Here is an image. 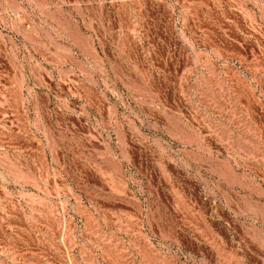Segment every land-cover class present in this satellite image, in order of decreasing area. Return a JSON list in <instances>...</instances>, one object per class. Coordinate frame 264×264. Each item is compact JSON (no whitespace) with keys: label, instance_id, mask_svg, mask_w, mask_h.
Instances as JSON below:
<instances>
[{"label":"rangeland","instance_id":"374dc122","mask_svg":"<svg viewBox=\"0 0 264 264\" xmlns=\"http://www.w3.org/2000/svg\"><path fill=\"white\" fill-rule=\"evenodd\" d=\"M0 264H264V0H0Z\"/></svg>","mask_w":264,"mask_h":264}]
</instances>
